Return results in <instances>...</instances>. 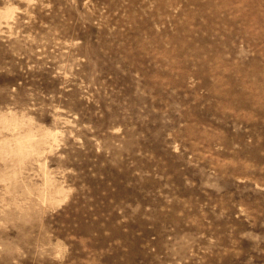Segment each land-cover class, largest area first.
<instances>
[{"label": "rangeland", "instance_id": "1", "mask_svg": "<svg viewBox=\"0 0 264 264\" xmlns=\"http://www.w3.org/2000/svg\"><path fill=\"white\" fill-rule=\"evenodd\" d=\"M0 264H264V0H0Z\"/></svg>", "mask_w": 264, "mask_h": 264}]
</instances>
